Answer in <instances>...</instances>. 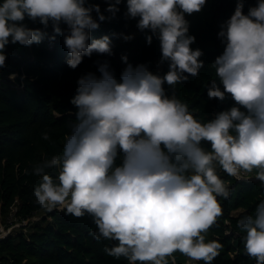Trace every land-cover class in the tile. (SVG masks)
Returning a JSON list of instances; mask_svg holds the SVG:
<instances>
[{
  "label": "clouds",
  "instance_id": "clouds-1",
  "mask_svg": "<svg viewBox=\"0 0 264 264\" xmlns=\"http://www.w3.org/2000/svg\"><path fill=\"white\" fill-rule=\"evenodd\" d=\"M122 3L123 16L135 18L148 44L154 36L159 39L158 64L167 62L166 71L122 53L117 74L108 58L114 54L112 37L131 40L136 33L93 36V29L115 18ZM206 3L107 0L102 6L98 0H0V66H6L9 43L53 41L57 34L63 35L66 63L73 69L94 52L107 54L96 57L95 69L78 75L70 97L75 119L63 151L34 166L41 179L33 192L45 208L59 207L75 216L90 213L96 239L115 241L105 245L109 255L168 264L167 257L179 250L210 264L223 244L204 233L222 215L218 196L227 198L231 192L217 163L238 178L241 170L256 169L255 177L264 183V0L247 11L244 0H236L217 33L224 47L212 61L218 79L207 83V94L220 100L230 95L235 102L201 120L174 91L205 64L203 49L192 47L196 36L186 14L201 11ZM43 136L48 139L49 133ZM54 166L59 169L55 174L48 171ZM237 225L246 253L255 264H264V198L254 212L241 213Z\"/></svg>",
  "mask_w": 264,
  "mask_h": 264
},
{
  "label": "trees",
  "instance_id": "trees-1",
  "mask_svg": "<svg viewBox=\"0 0 264 264\" xmlns=\"http://www.w3.org/2000/svg\"><path fill=\"white\" fill-rule=\"evenodd\" d=\"M98 2L103 6L107 0ZM255 3L256 0H244V11ZM235 5L236 0H207L201 11L186 14L190 32L196 36L192 47L203 49L201 59L205 64L199 75H189L188 80L178 82L174 91L201 120L212 118L235 102L230 95L223 100L209 98L206 87L212 78L218 79L212 61L224 45L217 33ZM125 7L122 3L115 18L102 21L93 29V36L122 31L136 33L131 40L118 35L112 37L114 54L108 58L117 74L123 67L122 53H127L133 62L151 61V67L161 56L159 39L154 36L148 44L144 32L136 28L135 18L123 16ZM6 51V66H0V224L13 217L26 223L23 228H12L0 237V264H152L109 255L105 245L111 246L115 241L96 239L93 233L97 225L90 213L75 216L62 209L45 208L33 192L41 179L34 166L63 151L70 121L75 119L76 106L70 97L75 93L78 75L95 69L96 57L107 54L94 52L73 69L66 63L68 53L62 34H57L53 41L45 38L31 45L9 43ZM166 70L167 62H164L159 71ZM10 72L16 73L14 79L9 77ZM165 86L172 91L171 86ZM45 132L49 133L48 139L43 136ZM203 143L208 146L207 141ZM116 162H120L119 157ZM216 168L231 192L227 198L218 196L222 215L204 233L206 239L216 238L223 244L210 264H255V257L245 251L243 230L238 227L237 219L245 211L254 212L256 203L264 198V183L257 178L238 179L218 163ZM48 171L55 174L59 169L54 166ZM255 172L253 169L246 174L255 175ZM34 215H39V219L33 220ZM188 261L189 256L179 250L167 257L168 264H208L202 259Z\"/></svg>",
  "mask_w": 264,
  "mask_h": 264
},
{
  "label": "rangeland",
  "instance_id": "rangeland-1",
  "mask_svg": "<svg viewBox=\"0 0 264 264\" xmlns=\"http://www.w3.org/2000/svg\"><path fill=\"white\" fill-rule=\"evenodd\" d=\"M158 61L159 59L155 62L154 66L152 67L153 70H159L160 67H161V64H158ZM247 174H243L241 175L242 176H246ZM239 177V178H241ZM54 208H58L60 209L59 207H54ZM54 208H50V209H54ZM39 215H34L33 217V220H38L39 219ZM0 220H1V217H0ZM7 219L6 221L2 222L1 221V224H0V235H2V233L6 232H9L12 228H23L24 225H23V222L22 221H19L18 219L16 220L15 217L12 218V220H9ZM195 261V259L189 257V261L188 263H193Z\"/></svg>",
  "mask_w": 264,
  "mask_h": 264
},
{
  "label": "built area",
  "instance_id": "built-area-1",
  "mask_svg": "<svg viewBox=\"0 0 264 264\" xmlns=\"http://www.w3.org/2000/svg\"><path fill=\"white\" fill-rule=\"evenodd\" d=\"M241 173L246 174V172L244 170H241ZM250 178H256V177H255V175H246V176H242L241 178H238V179H250ZM24 223H26V220L23 221V224ZM5 234H6V232L2 233V235H0V237L4 236Z\"/></svg>",
  "mask_w": 264,
  "mask_h": 264
},
{
  "label": "crops",
  "instance_id": "crops-1",
  "mask_svg": "<svg viewBox=\"0 0 264 264\" xmlns=\"http://www.w3.org/2000/svg\"><path fill=\"white\" fill-rule=\"evenodd\" d=\"M147 264H150V262H149V263H147Z\"/></svg>",
  "mask_w": 264,
  "mask_h": 264
}]
</instances>
